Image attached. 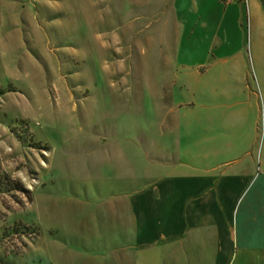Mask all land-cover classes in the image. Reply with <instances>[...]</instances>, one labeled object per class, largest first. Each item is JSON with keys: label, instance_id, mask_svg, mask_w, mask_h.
Returning <instances> with one entry per match:
<instances>
[{"label": "rangeland", "instance_id": "rangeland-1", "mask_svg": "<svg viewBox=\"0 0 264 264\" xmlns=\"http://www.w3.org/2000/svg\"><path fill=\"white\" fill-rule=\"evenodd\" d=\"M163 4L0 0V179L31 197L0 192V264H90V221L119 204L107 191L149 185L153 159L175 154L192 103L168 66L176 25L154 16Z\"/></svg>", "mask_w": 264, "mask_h": 264}, {"label": "crops", "instance_id": "crops-1", "mask_svg": "<svg viewBox=\"0 0 264 264\" xmlns=\"http://www.w3.org/2000/svg\"><path fill=\"white\" fill-rule=\"evenodd\" d=\"M163 1L154 16L176 25L168 66L192 106L149 185L107 191L118 207L90 215V264H264V0Z\"/></svg>", "mask_w": 264, "mask_h": 264}, {"label": "trees", "instance_id": "trees-1", "mask_svg": "<svg viewBox=\"0 0 264 264\" xmlns=\"http://www.w3.org/2000/svg\"><path fill=\"white\" fill-rule=\"evenodd\" d=\"M2 180H4L5 183L10 184V188H6V190H3V188H1V183H3ZM17 191L22 192L28 202L31 201L30 192L28 190L22 188V186H20L17 182L10 180L8 177L2 176V178L0 179V192L14 193Z\"/></svg>", "mask_w": 264, "mask_h": 264}, {"label": "built area", "instance_id": "built-area-1", "mask_svg": "<svg viewBox=\"0 0 264 264\" xmlns=\"http://www.w3.org/2000/svg\"><path fill=\"white\" fill-rule=\"evenodd\" d=\"M222 3H224V4H229V3H231V2H233V1H235V0H220ZM237 1H241V0H237Z\"/></svg>", "mask_w": 264, "mask_h": 264}]
</instances>
